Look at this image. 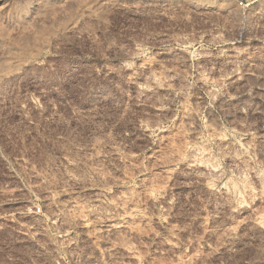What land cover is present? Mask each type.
I'll return each instance as SVG.
<instances>
[{
  "label": "rangeland",
  "instance_id": "rangeland-1",
  "mask_svg": "<svg viewBox=\"0 0 264 264\" xmlns=\"http://www.w3.org/2000/svg\"><path fill=\"white\" fill-rule=\"evenodd\" d=\"M0 264H264V0H0Z\"/></svg>",
  "mask_w": 264,
  "mask_h": 264
},
{
  "label": "built area",
  "instance_id": "built-area-1",
  "mask_svg": "<svg viewBox=\"0 0 264 264\" xmlns=\"http://www.w3.org/2000/svg\"><path fill=\"white\" fill-rule=\"evenodd\" d=\"M242 4H243V1H242Z\"/></svg>",
  "mask_w": 264,
  "mask_h": 264
},
{
  "label": "bare ground",
  "instance_id": "bare-ground-1",
  "mask_svg": "<svg viewBox=\"0 0 264 264\" xmlns=\"http://www.w3.org/2000/svg\"><path fill=\"white\" fill-rule=\"evenodd\" d=\"M195 165V164H194Z\"/></svg>",
  "mask_w": 264,
  "mask_h": 264
}]
</instances>
